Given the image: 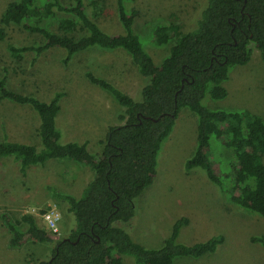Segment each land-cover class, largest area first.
<instances>
[{"label": "trees", "instance_id": "16d2710c", "mask_svg": "<svg viewBox=\"0 0 264 264\" xmlns=\"http://www.w3.org/2000/svg\"><path fill=\"white\" fill-rule=\"evenodd\" d=\"M126 4V0H116L122 31L115 35L100 26L104 0H71L69 5L61 0H18L9 3L0 17V42L12 26L41 38L40 44L32 47L9 44V53L18 60L26 53L39 58L59 49L67 65L77 54L92 49L123 51L144 82L136 101L110 82L85 74L90 84L110 94L124 109L119 116L121 125L110 128L101 152L92 154L86 143L61 142L56 118L62 94L43 102L9 90L6 79H0V100L30 107L39 119L40 140L39 146L0 140V161L18 163L25 176L29 168L44 166L49 160H68L95 176L79 198L49 188L65 205L64 214L72 218V224L49 258L30 259L27 264H123L124 257L133 259L134 264H175L176 258L213 254L223 244V237L191 246L178 243L181 228L188 224L186 218L173 224L157 249L134 242L128 233L135 216L134 202L154 182L157 155L183 108L197 118L196 148L185 170H202L220 193L229 196L233 206L264 219V121L248 111L209 108L211 101L226 98L223 84L230 69L247 65L252 49L264 63V0H206L194 28L185 33L177 24L155 25L143 39L148 38L154 47L169 46L160 64L154 62L134 30L138 11ZM53 22L54 31L46 26ZM224 150L230 155L227 161L216 158ZM1 220L11 235V248L53 242V236L32 215L19 220L3 215ZM250 241L264 251V234Z\"/></svg>", "mask_w": 264, "mask_h": 264}, {"label": "rangeland", "instance_id": "374dc122", "mask_svg": "<svg viewBox=\"0 0 264 264\" xmlns=\"http://www.w3.org/2000/svg\"><path fill=\"white\" fill-rule=\"evenodd\" d=\"M18 0H0V17L9 3ZM71 4V0H61ZM126 6L138 11L134 30L142 39L158 24L173 23L181 32L192 30L206 0H126ZM105 9L100 18L101 28L108 34L121 33L116 18V0H104ZM60 16H63L60 14ZM46 25V24H42ZM54 31L56 24L49 25ZM146 51L156 64L167 56L169 46L154 47L148 38L142 40ZM36 34L12 26L7 38L0 42V79L5 78L9 90L31 95L48 102L62 94L56 127L61 142L86 143L90 153L99 154L108 130L121 125L124 113L110 94L90 84L86 73L110 82L115 88L134 100H139L143 79L131 58L123 51L105 52L92 49L77 54L67 65L64 52L52 49L39 58L26 53L18 60L9 53V44L32 47L40 44ZM227 96L211 101L212 110L248 111L264 121V63L259 52L252 49L245 66L230 69L223 84ZM204 105H207L206 99ZM39 119L32 109L0 100V140L40 145L37 136ZM197 118L187 109H181L172 131L157 155L156 178L134 202L135 216L129 226L132 240L147 249H157L168 237L173 224L186 218L178 243L191 246L221 236L224 241L213 254L194 258H176L175 264H264V251L250 239L264 234V219L249 211L236 208L229 196L220 193L200 169L186 171L185 164L196 148ZM213 146H217L214 140ZM216 158L228 160L229 152L221 151ZM88 168L68 160H49L44 166L32 167L22 176L18 163L11 159L0 161V264H27L26 261L47 259L57 241L65 237L72 218L65 216V205L49 191L79 198L82 190L94 180ZM56 210L60 214L59 232L51 234L41 214ZM19 220L23 215L34 216L37 224L53 236L51 244L26 243L21 248L9 246L11 235L2 224L1 216ZM21 230L25 227L21 226ZM123 264H134L130 257Z\"/></svg>", "mask_w": 264, "mask_h": 264}, {"label": "built area", "instance_id": "2783aa9c", "mask_svg": "<svg viewBox=\"0 0 264 264\" xmlns=\"http://www.w3.org/2000/svg\"><path fill=\"white\" fill-rule=\"evenodd\" d=\"M41 219L46 227V229L51 234H58L59 232V222L60 214L56 210L44 211L41 214Z\"/></svg>", "mask_w": 264, "mask_h": 264}]
</instances>
